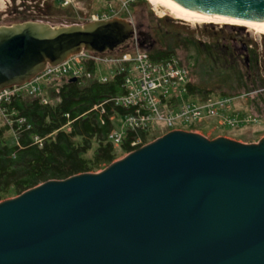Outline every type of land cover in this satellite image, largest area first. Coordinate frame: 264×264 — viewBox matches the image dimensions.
Segmentation results:
<instances>
[{
  "label": "water",
  "instance_id": "95a60500",
  "mask_svg": "<svg viewBox=\"0 0 264 264\" xmlns=\"http://www.w3.org/2000/svg\"><path fill=\"white\" fill-rule=\"evenodd\" d=\"M170 2L264 21V0ZM139 35L120 18L0 26V91L80 52L121 53ZM0 264H264V137L242 143L173 130L99 172L5 199Z\"/></svg>",
  "mask_w": 264,
  "mask_h": 264
},
{
  "label": "trees",
  "instance_id": "16d2710c",
  "mask_svg": "<svg viewBox=\"0 0 264 264\" xmlns=\"http://www.w3.org/2000/svg\"><path fill=\"white\" fill-rule=\"evenodd\" d=\"M57 2L60 3L61 0ZM53 4L48 6L53 7ZM146 34L137 38L139 48L144 51L149 38ZM190 40L192 48L197 51L203 53L202 48L205 47V52L212 58L209 63L228 58L224 50L212 49L211 45L204 43L200 45L193 36ZM172 47L165 50L148 49L149 52H146L153 62L175 58L181 68L188 69L178 59L174 51L176 47ZM212 50L214 55L211 56ZM250 59L254 77L256 75L262 82L260 74L261 71L264 74V66L262 69L259 67L255 52H252ZM245 70L250 73L249 69ZM224 72L221 79L208 86L196 84L193 81L195 73L188 69L186 96L194 101L206 102L211 99L247 95V109L254 111L264 120V99L250 96V93L259 87L246 86L244 77L247 76L240 74L235 67ZM122 93L119 78H113L105 84L95 80L69 82L61 79L54 80L44 88L47 104H42L38 98L24 92L13 96L11 101L4 105L6 113L10 115L11 120L22 118L24 123L20 125L16 137L12 130L19 124L9 126L6 121L0 124V202L10 189L18 196L46 181L65 180L82 173H96L116 160L117 150L124 155L131 152L130 143L137 137L147 144L168 133L165 131L161 134L153 128L140 133L127 131L121 142L114 145L109 138L116 126V121L111 120L112 116L118 118L131 112L114 107L111 102L112 98ZM35 137L42 140L40 145L35 144Z\"/></svg>",
  "mask_w": 264,
  "mask_h": 264
},
{
  "label": "rangeland",
  "instance_id": "374dc122",
  "mask_svg": "<svg viewBox=\"0 0 264 264\" xmlns=\"http://www.w3.org/2000/svg\"><path fill=\"white\" fill-rule=\"evenodd\" d=\"M57 1L58 0H0V26H9L24 22H43L51 26H70L87 23L92 17H97V15L103 16L104 14H110L111 19L120 18L130 21L139 32L148 34V44H146V48H144L147 52H149V50L172 49V46H175L176 48H174V51L178 59L189 71L192 70L195 73L193 81L196 82V84H208L209 86L217 79H221L222 75L225 74L224 71H231V68L235 67L236 71L239 70L241 72L240 74L247 76L244 77L246 86L250 87V83H253L254 87H258V85H262V83L264 86L263 71H261L260 74V80L262 81L260 82L256 75L254 77V70L248 74L242 60L241 62H233L230 61L232 58H223L222 60L217 59V61L209 63L208 61L211 62L212 58L205 52V47L202 48L203 53L197 51L192 48L190 40L193 36L195 41L207 45L208 42L221 37L220 31L222 29L225 31L229 30L228 28L225 29L224 26L234 29H245L247 32L244 31L240 33L242 35L240 38L241 40L237 41V48L241 51L244 44L245 47L251 51V55L252 52H255L258 64L262 69L264 65V32L262 31L241 25L203 23L194 19L183 20L175 17L171 13V10L165 7L160 8L159 11L156 10L150 3V0H134V2L126 8H122V2L125 0H61L60 3ZM51 3H54L53 7L48 6ZM208 25L213 26V28L204 30L203 28ZM140 50L144 51L142 49ZM210 54L211 56L212 54L214 55V51H210ZM210 66L212 69L208 70L207 67L210 68ZM188 69H184L187 76ZM245 101L246 99L242 102H235L229 107L228 112L240 111L243 113L245 111L243 106ZM163 109L166 110L165 106L160 105L163 116H166ZM177 112V110H174V115ZM2 122H4V120L0 118V124H3ZM122 122L123 118L119 116L116 124L120 125ZM155 126L156 128L153 129H156L158 133L161 134L165 131L181 130L201 134L213 139L229 136L235 140L239 139L240 141L238 142L242 141V143L257 142L264 137L263 118H260L255 124L242 126L237 129L223 127L217 120H210L207 123L197 124L194 121L185 122L183 119H177L171 127L167 126L164 121L156 123ZM125 155L117 150L116 160L123 158ZM16 196V193L10 189L8 193L3 196L4 199L1 201Z\"/></svg>",
  "mask_w": 264,
  "mask_h": 264
},
{
  "label": "built area",
  "instance_id": "2783aa9c",
  "mask_svg": "<svg viewBox=\"0 0 264 264\" xmlns=\"http://www.w3.org/2000/svg\"><path fill=\"white\" fill-rule=\"evenodd\" d=\"M134 0L122 2L126 8ZM111 19L110 14L92 17L89 22L105 21ZM75 78L78 80H95L105 84L113 78L120 79L122 94L111 99L114 107L131 110L126 116H121L123 122L113 128L109 138L114 145H118L127 131L136 133L147 132L149 128H156L155 124L164 121L171 127L175 120L183 119L185 122L194 121L197 124L217 120L220 125L230 129L249 126L259 121L260 116L248 110L244 103V112H228L229 107L238 101H244L247 95L211 99L206 102L194 101L185 94V85L188 76L178 65L175 58L165 61L153 62L145 51H141L135 42L127 50L113 55H97L89 52H80L68 58L57 66H47L44 71L21 87H12L0 91V118L9 126L19 124L12 130L16 137L22 118L10 119L4 107L13 96L24 92L38 98L42 104H47L44 97V88L54 80ZM186 97V98H184ZM246 102V101H245ZM160 105L165 106L163 116ZM95 109V108H94ZM178 112L174 115L173 111ZM118 118L112 116V121ZM155 126V127H154ZM35 137V144H41ZM145 145L137 137L130 143L132 151ZM131 151V152H132Z\"/></svg>",
  "mask_w": 264,
  "mask_h": 264
},
{
  "label": "flooded vegetation",
  "instance_id": "af4514ba",
  "mask_svg": "<svg viewBox=\"0 0 264 264\" xmlns=\"http://www.w3.org/2000/svg\"><path fill=\"white\" fill-rule=\"evenodd\" d=\"M207 28H213V26L208 25L205 26L203 29L206 30ZM225 29H229L227 31H225L224 29H222L220 32L221 37L219 39L216 40H212L211 42H208V45H211L212 49H220V50H224L225 54L227 55L228 58H232V59H236L237 61L241 62V60L244 62V66L246 69H249L250 72H252L253 69H251V65H252V61L250 59L251 56V52L250 50L245 47V45L243 44V50H238L237 48V41L241 40V36L240 33L241 32H247L245 29H243V31H237L235 29L229 28V27H225ZM224 30V31H223ZM141 36L144 35V33L140 34ZM200 45H203L202 42H199ZM237 57V58H236ZM264 66V65H263ZM260 67V66H259ZM250 87L249 88H253L254 85L253 83H250ZM258 90H256L255 92H251L250 96L253 98H261L264 99V86L263 83L262 85H258ZM253 95V96H252Z\"/></svg>",
  "mask_w": 264,
  "mask_h": 264
},
{
  "label": "bare ground",
  "instance_id": "6f19581e",
  "mask_svg": "<svg viewBox=\"0 0 264 264\" xmlns=\"http://www.w3.org/2000/svg\"><path fill=\"white\" fill-rule=\"evenodd\" d=\"M150 3L158 11L160 8L163 7L170 9L171 13L175 17H178L183 20L194 19L196 21L203 23H222V24H230V25H241L264 32V21L241 20V19L226 18L217 15H209L204 13H195L178 7L174 3L170 2V0H150Z\"/></svg>",
  "mask_w": 264,
  "mask_h": 264
},
{
  "label": "crops",
  "instance_id": "0c3cea01",
  "mask_svg": "<svg viewBox=\"0 0 264 264\" xmlns=\"http://www.w3.org/2000/svg\"><path fill=\"white\" fill-rule=\"evenodd\" d=\"M223 137H226V138H228V139H232V140H235L234 138H231V137H229V136H223ZM237 141H240L239 139H237ZM242 142V141H241ZM243 143H246V142H243ZM249 143V142H248Z\"/></svg>",
  "mask_w": 264,
  "mask_h": 264
}]
</instances>
